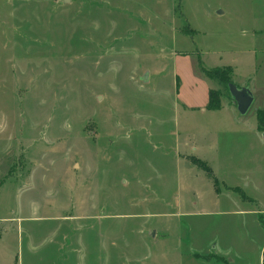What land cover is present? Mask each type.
<instances>
[{"label": "rangeland", "instance_id": "obj_1", "mask_svg": "<svg viewBox=\"0 0 264 264\" xmlns=\"http://www.w3.org/2000/svg\"><path fill=\"white\" fill-rule=\"evenodd\" d=\"M233 56L264 66V0H0V264H256L225 185L264 163L206 108Z\"/></svg>", "mask_w": 264, "mask_h": 264}, {"label": "crops", "instance_id": "obj_2", "mask_svg": "<svg viewBox=\"0 0 264 264\" xmlns=\"http://www.w3.org/2000/svg\"><path fill=\"white\" fill-rule=\"evenodd\" d=\"M248 53V52H247ZM252 59H256V53L253 52ZM239 56H233L230 63L222 64L223 67H230L232 69L231 74V83L236 84L239 87H247L250 89L252 96H253V103L255 105V120H252L250 124L244 119V115H234L230 117L229 122L227 123V127L229 128H236V132H241L243 135H248L251 137L250 146L247 147V149L241 150L239 146L232 147L231 150L235 151L241 150V157L237 159L238 164H254L255 167L260 168L261 163H264V154H261L262 149H264V130L258 129V120H257V111L263 110L264 111V66L263 67H252L250 68V71L242 72L239 67H241V62ZM257 60V59H256ZM262 66L263 64H259ZM219 67V66H218ZM215 67V68H218ZM222 67V66H221ZM225 109L230 110L231 112L236 110V105L233 104V100L229 97V100L223 101L219 109L217 111ZM210 110V109H208ZM216 111V110H214ZM229 134H227L228 136ZM210 137H213V134L210 133ZM263 147V148H262ZM239 152V151H238ZM230 157L227 155L222 158L223 161V169L231 168L232 161L229 159ZM232 162V163H231ZM210 164V165H209ZM208 165L212 171V177L214 180L217 178L214 176V164L213 162H210ZM244 180L246 179V176H243ZM215 183V182H214ZM252 183V182H251ZM250 183V184H251ZM216 185V183H215ZM254 190L257 192L256 197H249L246 195L245 191H243L242 187L239 185H231L226 184L225 189L230 193H243V200L247 201L249 204L254 206L250 210L251 215H254V219H257L258 225L263 230V236L264 237V187L260 186L257 182H253ZM264 185V183H262ZM244 186H249V182H245ZM257 251V262L256 264H264V238L262 243L259 245ZM217 256V255H216ZM220 258L219 256H217ZM220 260V259H219ZM223 261V259H222Z\"/></svg>", "mask_w": 264, "mask_h": 264}, {"label": "trees", "instance_id": "obj_3", "mask_svg": "<svg viewBox=\"0 0 264 264\" xmlns=\"http://www.w3.org/2000/svg\"><path fill=\"white\" fill-rule=\"evenodd\" d=\"M205 73L209 76L215 77L217 79L218 82L223 83L225 88L228 91V95L230 97L229 94V90H228V83L231 82V74H232V69H230V67H218V68H213V69H209V70H205ZM219 92L216 91H209L208 93V103L206 108L210 109V110H217L220 107V100H219ZM257 120H258V129L259 130H264V111L263 110H258L257 111ZM199 167L202 168V166H204V163L199 162ZM204 170L207 171L209 176H212V172L210 167L207 165V163H205L204 166ZM215 183L217 184L216 180Z\"/></svg>", "mask_w": 264, "mask_h": 264}, {"label": "water", "instance_id": "obj_4", "mask_svg": "<svg viewBox=\"0 0 264 264\" xmlns=\"http://www.w3.org/2000/svg\"><path fill=\"white\" fill-rule=\"evenodd\" d=\"M227 85L230 98L233 100V104L236 105L238 113L240 115L246 114L254 101L250 89L247 87H239L231 82Z\"/></svg>", "mask_w": 264, "mask_h": 264}]
</instances>
